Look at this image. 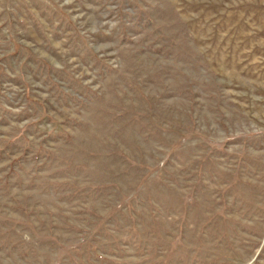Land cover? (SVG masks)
Segmentation results:
<instances>
[{
    "label": "rangeland",
    "instance_id": "374dc122",
    "mask_svg": "<svg viewBox=\"0 0 264 264\" xmlns=\"http://www.w3.org/2000/svg\"><path fill=\"white\" fill-rule=\"evenodd\" d=\"M0 264H264V0H0Z\"/></svg>",
    "mask_w": 264,
    "mask_h": 264
}]
</instances>
